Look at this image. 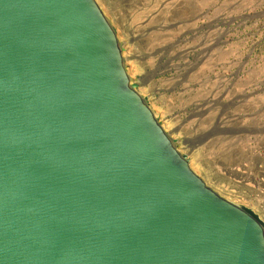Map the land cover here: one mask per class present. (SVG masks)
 <instances>
[{
  "label": "water",
  "instance_id": "95a60500",
  "mask_svg": "<svg viewBox=\"0 0 264 264\" xmlns=\"http://www.w3.org/2000/svg\"><path fill=\"white\" fill-rule=\"evenodd\" d=\"M124 62L97 0H0V264H264Z\"/></svg>",
  "mask_w": 264,
  "mask_h": 264
},
{
  "label": "rangeland",
  "instance_id": "374dc122",
  "mask_svg": "<svg viewBox=\"0 0 264 264\" xmlns=\"http://www.w3.org/2000/svg\"><path fill=\"white\" fill-rule=\"evenodd\" d=\"M97 2L193 171L264 223V0Z\"/></svg>",
  "mask_w": 264,
  "mask_h": 264
},
{
  "label": "bare ground",
  "instance_id": "6f19581e",
  "mask_svg": "<svg viewBox=\"0 0 264 264\" xmlns=\"http://www.w3.org/2000/svg\"><path fill=\"white\" fill-rule=\"evenodd\" d=\"M219 140V139H218ZM239 164V163H238ZM231 165H232V163H231ZM237 166V165H236ZM231 167V166H230ZM229 167V168H230ZM233 167H234V165H233ZM223 169V168H222ZM231 169V168H230ZM228 173L230 172V174H232L233 173V169H232V171L230 170V171H227ZM228 177H229V175H228ZM246 181V180H245Z\"/></svg>",
  "mask_w": 264,
  "mask_h": 264
}]
</instances>
